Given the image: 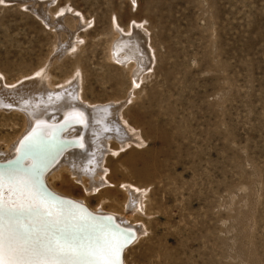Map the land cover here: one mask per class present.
Returning a JSON list of instances; mask_svg holds the SVG:
<instances>
[{"label":"rangeland","instance_id":"obj_1","mask_svg":"<svg viewBox=\"0 0 264 264\" xmlns=\"http://www.w3.org/2000/svg\"><path fill=\"white\" fill-rule=\"evenodd\" d=\"M136 24L154 54L141 78L111 56ZM43 76L121 101L144 138L97 190L69 170L52 181L146 225L124 264H264V0H0V86ZM24 115L0 114L1 150ZM124 183L144 210L127 211Z\"/></svg>","mask_w":264,"mask_h":264},{"label":"bare ground","instance_id":"obj_2","mask_svg":"<svg viewBox=\"0 0 264 264\" xmlns=\"http://www.w3.org/2000/svg\"><path fill=\"white\" fill-rule=\"evenodd\" d=\"M37 9L48 15L44 8L43 11L40 7ZM39 16L46 21L42 13ZM51 22L54 20L51 19ZM57 24L61 25L60 22ZM144 32L145 28L136 24L133 33L124 34L125 36L115 40L111 53L112 58L121 64L134 66V74L139 78L154 58ZM69 45L67 48L72 46ZM44 84H47V87L43 86ZM9 86L8 83L0 86V114L4 111H13L15 114L22 112L27 122L16 138L8 144V151L0 149V161L13 158L16 152L19 156L14 161L23 159V145L18 148L19 144L26 136L28 137L24 143L35 139L37 146L24 163L27 167L38 162V184L48 195L49 205L54 206L55 211L61 215L71 213L81 226L87 225L99 233L127 240L126 245H130L125 249V253L128 252L146 231L144 223L133 222L131 217L123 216V213L117 211L94 208L85 198L67 193L52 182L61 177L62 171L69 170L75 174V179L81 182L87 178L93 180L89 186H85L88 191L97 190L100 185L110 183V177L113 175L109 164L111 157L117 155L118 150L131 148L132 144L140 145L144 140L137 128L125 118L124 103H90L83 97L82 90L80 86H76L75 81L72 84L69 82L56 86L48 84L44 76L37 77L20 88ZM60 126L64 127L65 132H62ZM65 142L69 145L57 156L61 144ZM11 166L10 163L0 165V172L8 170ZM44 172L46 173L41 179ZM124 185L130 195L127 211L132 215L144 210L143 191L131 183ZM124 210L126 211V207ZM41 212L44 210L41 209ZM29 222L35 223V218L26 216L24 223ZM76 264L95 262L80 261ZM125 264H128L126 258Z\"/></svg>","mask_w":264,"mask_h":264},{"label":"snow or ice","instance_id":"obj_3","mask_svg":"<svg viewBox=\"0 0 264 264\" xmlns=\"http://www.w3.org/2000/svg\"><path fill=\"white\" fill-rule=\"evenodd\" d=\"M37 143H24L25 157L0 172V264H120L127 240L81 226L71 213L49 205L38 184V162L24 163ZM26 216L36 222L25 224Z\"/></svg>","mask_w":264,"mask_h":264},{"label":"water","instance_id":"obj_4","mask_svg":"<svg viewBox=\"0 0 264 264\" xmlns=\"http://www.w3.org/2000/svg\"><path fill=\"white\" fill-rule=\"evenodd\" d=\"M60 127L62 128V132H65V131H64V127H62V126H60ZM27 137H28V136H26V137L22 140V142L19 144L18 148H20V146L23 145V143L26 141ZM65 143H67V142H65ZM65 143L61 144V146H60L61 148L59 149V152H58V155H57V156H59V153L61 152V150H63V148H64L66 145H69L68 143H67V144H65ZM18 156H19V154H18V152H16V154L13 156V158H11V159H7V160H5V161H0V165H6L7 163L14 161ZM61 158H62V157H61ZM59 159H60V158H59ZM24 161H25V160H24ZM5 167H6V166H5ZM46 171L48 172L49 169H47ZM45 173H46V172L43 173V176H41V179H43ZM44 180H45V178H44ZM129 245H130V244L126 245V246L124 247L122 253H121L120 264H122L123 253H124L125 249H126Z\"/></svg>","mask_w":264,"mask_h":264}]
</instances>
